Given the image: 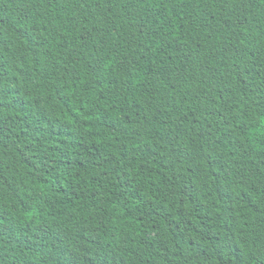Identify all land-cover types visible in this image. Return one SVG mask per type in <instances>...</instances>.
<instances>
[{"label":"trees","instance_id":"obj_1","mask_svg":"<svg viewBox=\"0 0 264 264\" xmlns=\"http://www.w3.org/2000/svg\"><path fill=\"white\" fill-rule=\"evenodd\" d=\"M0 264H264V0H0Z\"/></svg>","mask_w":264,"mask_h":264}]
</instances>
